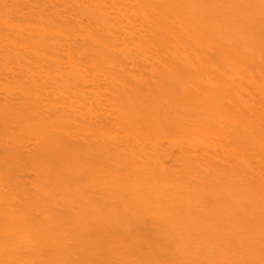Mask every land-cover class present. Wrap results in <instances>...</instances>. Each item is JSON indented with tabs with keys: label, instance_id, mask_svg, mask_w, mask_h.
Returning a JSON list of instances; mask_svg holds the SVG:
<instances>
[{
	"label": "bare ground",
	"instance_id": "1",
	"mask_svg": "<svg viewBox=\"0 0 264 264\" xmlns=\"http://www.w3.org/2000/svg\"><path fill=\"white\" fill-rule=\"evenodd\" d=\"M0 264H264V0H0Z\"/></svg>",
	"mask_w": 264,
	"mask_h": 264
}]
</instances>
